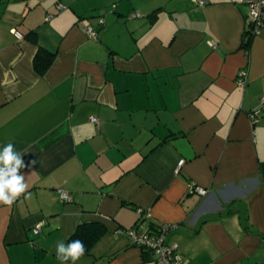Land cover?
Segmentation results:
<instances>
[{"label":"crops","instance_id":"crops-1","mask_svg":"<svg viewBox=\"0 0 264 264\" xmlns=\"http://www.w3.org/2000/svg\"><path fill=\"white\" fill-rule=\"evenodd\" d=\"M240 1L0 0V151L22 154L26 185L0 202V264H71L56 247L79 226L105 231L76 264H152L118 233L139 211L145 230L175 225L185 264H264V114L248 118L264 27L250 34ZM38 48L55 54L43 75Z\"/></svg>","mask_w":264,"mask_h":264},{"label":"built area","instance_id":"built-area-1","mask_svg":"<svg viewBox=\"0 0 264 264\" xmlns=\"http://www.w3.org/2000/svg\"><path fill=\"white\" fill-rule=\"evenodd\" d=\"M192 3L196 5H204V0H191ZM241 4H243L247 8V16L246 20L249 27V32L251 35L257 34L261 28L264 27V0H241ZM65 9L64 6L59 5L58 10L61 11ZM139 13H134L130 15V18H139ZM51 16L46 18V21H49ZM103 20H99V24L102 25ZM80 26L83 28L85 35L90 39L96 38V31L88 25H85L83 21L79 22ZM12 34L16 40L21 41L23 36L12 30ZM213 48L215 47L212 44ZM247 79L246 71H242L237 78V85L239 87H245ZM264 114V96L260 100L259 107L255 110L251 111L248 114V118L252 125H255L259 122L260 118ZM90 122L94 124L96 127H99V120L95 117L90 118ZM182 164L180 163L179 166ZM179 171V167L175 170L177 174ZM189 193H196L200 197L204 198L209 194L208 190L203 188L191 186L189 189ZM59 198L64 203L72 202V196L63 190L58 191ZM138 215L140 216L137 224L131 228L126 230L118 231L120 234H124L126 238L129 240L130 245L140 249L141 251H145L153 257L152 264H185V261L180 254L179 247L177 244H167V236L169 233L175 229V225L171 224H160L152 230H145L142 228V220H145L143 212L139 211ZM45 225V222H39L33 229L32 234L38 235L41 232L42 227Z\"/></svg>","mask_w":264,"mask_h":264},{"label":"clouds","instance_id":"clouds-1","mask_svg":"<svg viewBox=\"0 0 264 264\" xmlns=\"http://www.w3.org/2000/svg\"><path fill=\"white\" fill-rule=\"evenodd\" d=\"M21 153L13 151V144L8 143L0 151V202L5 205H11L14 200L23 192L26 185L22 183L23 176L17 175V170L23 167L20 159ZM33 162H29L31 166ZM58 256L62 257V261L71 260V264L84 255V244L80 240L70 243L67 247L63 243H59L56 247Z\"/></svg>","mask_w":264,"mask_h":264},{"label":"trees","instance_id":"trees-1","mask_svg":"<svg viewBox=\"0 0 264 264\" xmlns=\"http://www.w3.org/2000/svg\"><path fill=\"white\" fill-rule=\"evenodd\" d=\"M156 17V12H154L150 18ZM26 38H28L31 42H36V34L35 32L31 31ZM54 53L48 52L42 48H38V51L36 53V56L34 58L33 66L34 70L38 75H43L47 69L50 67L53 59H54ZM83 227L79 226V228L76 230L75 234L70 238V240L67 242V246L76 241L80 240L84 244V255H87L94 243L103 235L104 228L98 227V226H89ZM90 229V230H89Z\"/></svg>","mask_w":264,"mask_h":264}]
</instances>
